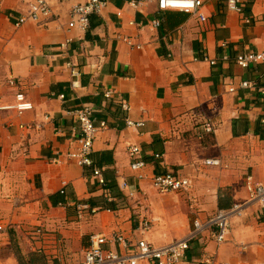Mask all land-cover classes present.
Segmentation results:
<instances>
[{"label": "crops", "instance_id": "obj_1", "mask_svg": "<svg viewBox=\"0 0 264 264\" xmlns=\"http://www.w3.org/2000/svg\"><path fill=\"white\" fill-rule=\"evenodd\" d=\"M0 1L3 100L14 104L21 92L34 105L21 114L0 110V264H80L96 233L145 236L157 246L180 241L196 218L244 203L249 175L264 183V63L235 61L239 52L264 51V0H242L243 12L204 0V22L159 11L156 2L108 0L90 31L69 27L72 7L86 0H48L51 17L22 24L33 0ZM243 81L257 87L242 88ZM108 89L128 112L104 96ZM86 104L108 124L95 139L92 167L67 157L79 146L75 110ZM127 118L144 124L128 126ZM131 145L142 149V171L131 168ZM171 171L190 177L191 187L155 190L152 176ZM79 203L92 208L83 217ZM256 215L250 206L233 217L223 244L211 233L192 240L183 263L264 264V221L258 225Z\"/></svg>", "mask_w": 264, "mask_h": 264}, {"label": "built area", "instance_id": "obj_2", "mask_svg": "<svg viewBox=\"0 0 264 264\" xmlns=\"http://www.w3.org/2000/svg\"><path fill=\"white\" fill-rule=\"evenodd\" d=\"M156 2L159 11L178 10L196 16L201 21H206L207 17L202 13L204 0H138V3ZM108 4V0H86L84 3L76 4L70 11L71 21L69 27H78L82 30H89L91 16L100 13ZM227 5L238 12H243L242 0H227ZM1 1H0V14ZM52 9L48 0H33L30 5L28 16L19 19L17 24H22L27 20L39 21L51 17ZM154 25L159 27L161 21L154 20ZM69 42V41H68ZM68 42L62 44L63 47L68 45ZM229 59L228 56L224 60ZM212 65H216L215 59H209ZM236 63L243 68H250L252 65L264 63V51H243L236 54ZM71 67L72 65L69 64ZM74 77H79L80 72L77 68L72 67ZM9 85L15 87V79H9ZM77 80L72 82V86H76ZM242 88H256L257 84L252 81H243ZM232 87L230 91H235ZM264 99V85L259 88ZM104 96L109 100H114L116 92L113 89H108L104 92ZM61 98H65L61 95ZM16 102L14 104L4 103L1 86H0V110L15 109L18 113L33 109L32 102L26 99L24 93L15 95ZM119 100V101H117ZM114 101L120 103L124 111L130 110V104L123 98H118ZM96 109L92 105H84L75 110L76 116L80 124V137L78 139L79 146L68 152L67 157L73 160L81 167H92L94 164L92 154L94 150V142L100 130L107 128L108 124L105 121L96 122ZM264 123V118L262 119ZM127 124L131 127L143 126V122L134 121L127 118ZM210 131L212 127L208 126ZM129 154L132 158L131 168L134 171H142L147 167V162L141 158L142 149L137 145L129 147ZM60 159L54 158L53 162H60ZM208 165H220L219 159H209L206 161ZM101 185H105L100 168H94L93 174ZM139 177L143 178V175ZM152 186L160 193H176L186 190L191 187L192 179L180 173L171 171L163 174L153 175ZM127 187V183H123ZM246 187L248 191V199L244 203L235 204L229 209H220L214 215L205 219L196 218L193 223V230L189 236L183 240L175 241L166 245L157 246L151 243L145 236L136 240H130L122 233H114L109 236L103 233H96L90 236V245L85 252L83 261L80 264H184L183 260L186 252L190 247V242L203 234L211 233L218 244L225 243L231 234V220L235 216H242L245 210L250 206L258 205L264 210V183L255 179L253 175H249L246 179ZM79 216L83 217L86 211L92 209L89 204H77ZM93 212H96L94 210ZM150 221H144L143 231L147 232L151 229ZM0 229H3L0 226ZM112 244L119 245L123 251L111 249ZM210 264H228L225 261H213ZM237 264H249L245 262H237Z\"/></svg>", "mask_w": 264, "mask_h": 264}, {"label": "rangeland", "instance_id": "obj_3", "mask_svg": "<svg viewBox=\"0 0 264 264\" xmlns=\"http://www.w3.org/2000/svg\"><path fill=\"white\" fill-rule=\"evenodd\" d=\"M257 209L258 208V212H259V217H257L256 215V219H257V224H261L264 220H263V215H264V210H262L258 205L255 206H251V208ZM262 211V212H261Z\"/></svg>", "mask_w": 264, "mask_h": 264}, {"label": "trees", "instance_id": "obj_4", "mask_svg": "<svg viewBox=\"0 0 264 264\" xmlns=\"http://www.w3.org/2000/svg\"><path fill=\"white\" fill-rule=\"evenodd\" d=\"M91 18H92V16H91ZM90 28H91V19H90ZM90 28H89L88 31H90ZM93 174H94V169H93ZM104 186H106V180H105V185ZM263 219H264V217H263Z\"/></svg>", "mask_w": 264, "mask_h": 264}]
</instances>
